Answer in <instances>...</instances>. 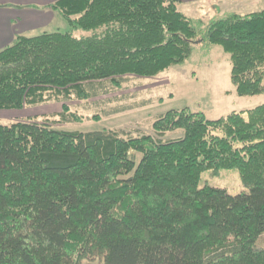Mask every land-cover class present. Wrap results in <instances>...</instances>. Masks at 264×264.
<instances>
[{"label": "trees", "instance_id": "trees-1", "mask_svg": "<svg viewBox=\"0 0 264 264\" xmlns=\"http://www.w3.org/2000/svg\"><path fill=\"white\" fill-rule=\"evenodd\" d=\"M178 3L60 0L49 9L72 31L18 35L0 52V111L97 98L107 82L183 66L200 44L230 57L239 97L264 95V10L200 35ZM153 129L158 139L0 124V264H264V105L217 120L171 110ZM234 169L248 191L200 188L205 172Z\"/></svg>", "mask_w": 264, "mask_h": 264}, {"label": "rangeland", "instance_id": "rangeland-1", "mask_svg": "<svg viewBox=\"0 0 264 264\" xmlns=\"http://www.w3.org/2000/svg\"><path fill=\"white\" fill-rule=\"evenodd\" d=\"M180 2L179 0H177ZM179 4V3H178ZM264 10V0H201L180 6V11L195 22L200 35L212 21L231 14L247 15ZM45 29L29 32L35 37L44 32H70L68 22L59 14ZM80 37L84 33L74 31ZM196 45L193 57L183 66H177L154 78L128 77L121 88L105 84V94L90 100L53 99L43 104L26 106L21 110H1L0 124L7 126L18 122L35 121L50 124L53 129L66 132L89 133L109 130L121 133L122 138L152 136L153 125L171 110L189 109L203 113L209 120L226 117L264 105V95L239 97L231 82L230 57L219 47L207 49ZM65 100V102H64ZM81 120H63V105ZM68 118V117H67ZM97 118V119H96ZM183 137L182 131L167 134L162 141H175ZM137 162L142 156L135 154ZM206 186L228 190L232 195L248 191L238 170L207 171L202 175L200 188ZM257 245L264 249V235ZM82 264H104L101 260Z\"/></svg>", "mask_w": 264, "mask_h": 264}, {"label": "crops", "instance_id": "crops-1", "mask_svg": "<svg viewBox=\"0 0 264 264\" xmlns=\"http://www.w3.org/2000/svg\"><path fill=\"white\" fill-rule=\"evenodd\" d=\"M60 0H0V52L11 46L18 35L47 28L56 15L49 9ZM190 4L201 0H179Z\"/></svg>", "mask_w": 264, "mask_h": 264}]
</instances>
